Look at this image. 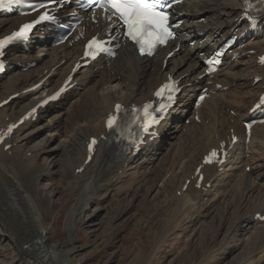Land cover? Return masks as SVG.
<instances>
[{
    "label": "bare ground",
    "instance_id": "obj_1",
    "mask_svg": "<svg viewBox=\"0 0 264 264\" xmlns=\"http://www.w3.org/2000/svg\"><path fill=\"white\" fill-rule=\"evenodd\" d=\"M182 9L187 14L183 24L177 29L178 38L172 45L159 51L156 56L146 59L137 58L133 49L125 44L118 50L114 60L99 59L95 65L75 75L76 86L61 101L39 111L34 122L25 123L18 128L11 139L5 141L4 145H11L10 149L4 150V145L0 147V264H70L73 249L63 251L58 249L57 245L49 244L48 231L51 227L44 225L45 220L34 194H39L44 200V205L49 208L54 205L53 198L60 193L68 191L76 193L79 206H74L69 215V224L74 226L77 217L86 212L88 207L101 206L112 193L127 191L137 184L140 186L150 184L152 180L159 177L161 169L165 166H161L162 164L160 167L155 166L153 159L161 149L160 146L164 145L166 134L172 130L189 136L194 143L185 157H181L182 162L177 159L181 162V166L172 165L179 170L177 171L179 174L173 172L162 184L163 187L162 185L161 188L159 187L160 190H157L153 201H145L146 209L148 210L149 206L159 214L161 210H167L168 215L164 214L163 220L164 227L168 230L175 226L178 220L184 219L188 213L195 211L201 196L209 193L207 191L211 187L216 188V194L220 199L224 198L229 202L227 195L239 183L241 185L243 183L245 192L242 195L241 205L234 207L231 200L227 203V207L214 209L212 204L209 209H212L214 213L210 218L212 222L214 219L219 220L220 227L228 215L237 217L235 222L231 220L233 223L228 219L231 225L225 229L220 241L225 249L233 244L227 252L231 262L226 264H233V260L238 261V264L243 263L254 253L261 254L259 259L264 262V222L254 218L258 213L264 215V125L252 129V138L249 141V146L257 142L258 150L261 152L256 159L252 158L255 163L249 164L241 160L239 167L221 180L217 178L218 168L201 164L203 156L210 149H217L223 142L229 143L232 134L239 136L243 134L240 122L247 118L248 110L252 108L264 85V81L253 84L255 78H264V67L257 65L256 58L264 52V29L262 36H251L244 48L234 50L232 55H238L241 57L240 60L234 61L226 70L215 74L210 80L212 86H205L197 80V77L203 73L199 71L201 67L199 54L203 52V47L206 51L212 52L221 39L226 38L230 31L240 27L235 19L242 12L241 0H184ZM60 14L63 18L64 13ZM202 18L204 19L201 20ZM22 21L23 19L18 17L0 19V34H7ZM99 24L101 25L100 22ZM82 25L85 26L88 35L94 33V31L90 32L91 24L84 22ZM199 32L205 35L202 38H194ZM54 37V29L38 28L27 45L16 46L8 51L5 58L8 61V68L12 66L14 70L16 64H20L21 68L29 63L39 65L41 60L26 52L34 51L38 44H42L44 38L51 40ZM73 38L64 45L42 50L43 53L40 54L47 57V63H42L40 67L24 74L12 75L6 85H0V102L10 95H18L16 99L0 108V130L5 128L8 122L15 121L18 116L37 104L45 93L61 84L73 63L81 55L80 43L74 42L69 46ZM204 38H206L205 41L199 46V41ZM190 41L195 42L191 47L188 46ZM177 45L179 50L166 61L163 67L161 62L163 57ZM251 50L255 51L256 55H249ZM176 56L178 60H173L172 58ZM184 66L186 68L181 71ZM241 66L244 69L238 73ZM7 72L5 71L0 77V82ZM167 76L179 80L181 86L188 85L180 97L178 109L173 111L175 115L172 114L170 124L160 131L159 140L152 142L136 155L129 154L122 158L117 146H106L107 141L102 139L107 137L104 130L105 119L113 112L116 104L140 105L151 99L155 87L166 80ZM128 77L133 78V84L129 85ZM216 84L222 85L226 90L216 91V94L194 108L192 98L198 94V90L203 87L211 90ZM37 85L39 86L33 92L23 93ZM25 98L28 102L17 112L16 107ZM190 109L191 122L186 126L183 118L186 119ZM64 115L68 116L65 128L62 127L61 122ZM195 115L198 116L199 124L193 119ZM36 123L39 127L34 130ZM39 129L47 131V142L53 137H58L61 141L56 149L49 151L55 158L51 162V167L48 168L39 162L41 155L33 156L25 151L29 142L39 134ZM91 137L99 141L92 160L84 165L86 145ZM240 144L237 150L243 151L244 155L246 150L244 138L243 142L237 145ZM36 150L44 154L46 146ZM58 156L61 157L58 158ZM239 159L240 157L237 158ZM190 162L194 163V167L192 171L190 169L187 171ZM162 163L165 162L162 161ZM198 166H201V173L204 175L203 185L210 183L208 189H198L195 185L194 172ZM81 167L83 170L78 173ZM245 167H250L249 173L245 172ZM53 169L58 171L52 172ZM54 174L58 175L61 181L53 179L50 181L52 183L41 191L32 189L31 185L36 183L37 178L44 177L48 181L51 177H56ZM62 179H68V185H63ZM138 190H134V199L138 196ZM102 210L104 209L97 208L96 212ZM166 230L158 234L160 240H162L161 237L169 234ZM27 242L29 246L23 249L22 246ZM235 247L237 250L234 249ZM222 264H225L224 261Z\"/></svg>",
    "mask_w": 264,
    "mask_h": 264
},
{
    "label": "rangeland",
    "instance_id": "obj_2",
    "mask_svg": "<svg viewBox=\"0 0 264 264\" xmlns=\"http://www.w3.org/2000/svg\"><path fill=\"white\" fill-rule=\"evenodd\" d=\"M190 46H193V44H190ZM50 48H52V44H49L47 39L44 38L42 44H38L34 51H28L26 53L29 55L32 54L31 56L38 57V59L41 60L39 65H41L42 63H47V57L40 53H43L42 50L45 51ZM172 59L178 60V56ZM39 65L31 67L29 70L36 69L37 67H40ZM15 68L16 69L7 72L4 79L0 82V85H6L12 75L18 73L24 74L29 71H20L22 68L19 69V65ZM185 68L186 66H184L181 71ZM243 69L244 67L241 66L238 69V73ZM130 78L128 77L127 81L129 85L134 83L133 78ZM239 82L242 84L241 81ZM27 102L28 100L25 98L15 110L18 112L21 106ZM67 117V115H64L61 119V122L63 123L62 127L64 128L67 127ZM190 120L191 110L187 114L186 119L183 121L184 125L188 126L191 122ZM196 123L199 124V122ZM38 127L39 125L36 123L34 130H37ZM38 132L39 134L36 133L38 135L29 142L25 151L31 153L33 156H36L37 154L41 155L39 162L42 165L44 164V167L46 166L45 168H48L49 166L51 167V162L53 158H55L53 154L49 153V151L56 149L61 144V141L60 138L53 137L47 142V131L45 129H39ZM181 142L183 143L181 144ZM193 143L194 141L189 138V136H186L181 132H173L172 130L167 133L165 141H163L164 145L160 146L161 149H159L157 156L154 157L155 160L153 159L155 166L159 165L158 167H160L161 164V166H165L160 171L161 176L159 175V177H154L155 179L150 182L151 185L149 183L146 185L142 184L143 186L137 184L127 191L112 193V195L107 198V201L105 200L101 206L88 207L86 212H83L77 217L74 226L69 224V215L74 206H79L76 201V193L69 191L66 192L67 194L60 193L58 196L53 198L54 205L49 208L44 205V200L39 194H34V197H36L39 202V207L44 218L43 220H45L44 225L49 228L51 227L48 231L50 236L49 244L57 245L58 249L63 251L73 249V254L70 257V264H222L223 261L226 264L229 262L231 258L227 256V252L233 244H230L228 247L229 249H225L224 244H221L220 241L222 240L225 229L231 225L232 221L235 222L237 217L233 214H230L233 216L228 215L223 225H221L222 229H220L221 226L219 227V224L221 223L219 220L214 219L212 222V219L210 218L213 216L214 212L211 211L212 209H209V206L213 204L214 209H220L224 206L227 207V203L231 200L234 207L241 205V201L243 200L242 195L245 192L243 183L242 185L239 183L238 186H236V188L227 195L228 197L226 198L229 199V202H227L228 200L224 198L220 199L216 194V188L212 187L207 191L209 193L201 196L199 205L195 208V211L188 213L184 219L178 220L174 224L175 226H172L168 230L164 227L165 221L163 220L166 214L168 215L167 210H161L159 214L149 206L147 207L148 210L146 209L145 201H153L157 195L156 193L160 190L161 185L170 178L169 176L172 175L173 172H179V170L172 167V165L179 164V166H181V157H185L186 152ZM44 145L46 146V151L44 154H41L36 149L42 148ZM172 145L173 147H171ZM245 148L247 149L246 152L244 151L245 156L242 155L243 151L240 152L242 159L249 164L255 163L252 158L256 159V157L261 153L258 150V143L254 142L250 146L248 143ZM235 153L236 156H238V152ZM236 156L234 155L231 159V162L233 163L231 167L230 165L232 163H230L224 172L222 171L218 173V180L226 178L229 173L235 171V169L239 167L238 164L241 160H237L238 157ZM60 157L61 156H58V158ZM162 157L166 161L163 160ZM170 158H172V160ZM162 161L165 163H162ZM167 163L171 164H168L167 166ZM188 164L187 171H189L188 169L191 170L194 167V163L190 162ZM244 169L245 172H250V167H245ZM57 171L58 170L56 169L52 170V172ZM165 171H168L169 174ZM53 179L61 181V178L58 175H56V177H51L48 181L44 177H39V179L37 178V181H35L36 183L33 184L34 186L31 185V187L35 191H41L42 188L49 186V184L52 183L50 181ZM62 181L63 185H68L69 183L67 182L68 179H62ZM136 189L138 190V196L134 199L133 194ZM125 192L127 194H124ZM240 196L241 198H239ZM142 203L144 204L142 205ZM97 208H102L104 210L96 212ZM228 219L232 221L228 222ZM165 230L166 232L169 231V234H166L165 237H161L162 240H160V235L158 236V234ZM4 244L6 245V243ZM234 249L237 250V247ZM259 256H261V254L254 253L251 257H247L245 262L239 264H264V262L260 261ZM237 262L238 261L233 260V264H238Z\"/></svg>",
    "mask_w": 264,
    "mask_h": 264
},
{
    "label": "snow or ice",
    "instance_id": "obj_3",
    "mask_svg": "<svg viewBox=\"0 0 264 264\" xmlns=\"http://www.w3.org/2000/svg\"><path fill=\"white\" fill-rule=\"evenodd\" d=\"M9 2H12V0H9ZM159 2L160 0H105L106 5L110 7L114 11V14L123 22L125 35L139 47L141 54L146 53L151 55L157 44L164 43L167 38L172 36L168 24L167 13L157 8ZM2 4L3 0H0V5ZM40 19H51V17L44 14L41 15ZM32 26V24L24 25L18 32L13 33L12 36L7 37L4 41H0V48L15 37H26L27 31L31 29ZM104 43V41L98 40L94 37L86 45L85 55H90L94 58L98 52L106 50L104 48ZM261 62L264 63V57H261ZM60 91L62 92L63 88ZM165 91L169 93L167 99L171 102L173 99L172 93L175 91V88L171 83L161 86L155 95L160 97ZM58 95L59 93L49 99L54 100ZM201 99H203V97H201ZM261 102L264 103V98H262ZM120 107V105H116L117 112L120 110ZM145 107L147 108L148 106ZM166 108L167 105L161 104L157 111L162 112L166 110ZM115 119L116 118L113 116L108 118V128L111 129L114 127ZM148 123H156V120L152 119ZM148 123L144 124L145 131H147ZM13 127L14 125L8 128L9 133L12 131ZM6 134L7 133H5V135ZM0 139H3V137L0 136ZM93 144H95V140L89 144V151L92 150ZM215 156V152L210 153V155L205 158V163H211L212 158Z\"/></svg>",
    "mask_w": 264,
    "mask_h": 264
}]
</instances>
